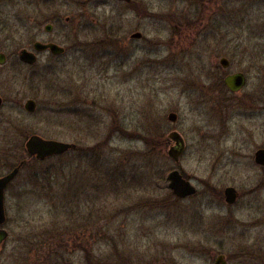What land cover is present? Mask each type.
<instances>
[{
    "label": "rangeland",
    "instance_id": "rangeland-1",
    "mask_svg": "<svg viewBox=\"0 0 264 264\" xmlns=\"http://www.w3.org/2000/svg\"><path fill=\"white\" fill-rule=\"evenodd\" d=\"M36 41L65 52L23 65ZM0 53V174L23 162L0 264H264V0H0ZM33 135L76 148L39 160Z\"/></svg>",
    "mask_w": 264,
    "mask_h": 264
},
{
    "label": "water",
    "instance_id": "water-1",
    "mask_svg": "<svg viewBox=\"0 0 264 264\" xmlns=\"http://www.w3.org/2000/svg\"><path fill=\"white\" fill-rule=\"evenodd\" d=\"M128 1V0H124ZM51 26L46 27V31H50ZM34 49L36 51H44L48 50L53 55H59L64 52V49L62 47H59L55 44H46L42 45L39 43H35ZM19 59L20 61L26 63V64H33L35 62V57L32 53L27 52L26 50H22L19 53ZM4 62V56L0 54V64H3ZM224 83L226 86L232 91L236 92L238 91L244 84H245V77L242 74H233L230 76H227L224 80ZM2 101L0 98V105ZM35 108V104L33 101L28 100L25 103V109L28 112H33ZM168 120L171 122H175L176 115L174 113H171L168 116ZM169 138L174 141L175 147L171 148L169 151L170 156L176 157L182 152L183 149V142L181 140V137L178 133L172 132L169 135ZM25 148L27 151V154L29 156L35 157L36 159L43 160L48 157L52 156H58L61 154L66 153L69 150H73L76 148L75 144L71 143H64L54 140H45L39 136L33 135L31 136L26 144ZM259 156L263 157L262 152H258ZM259 161V160H258ZM21 167V164L14 168L10 173L7 175L0 177V225L5 220L4 215V208H3V192L8 183L16 176L19 169ZM166 182L168 183V188L177 196L180 198H184L186 196L193 195L195 193V188L191 185L189 180H186L179 172L178 170H173L169 173V175L166 177ZM235 190L233 188H226L224 195L227 203H233L236 198ZM8 238V233L0 228V248L1 245L6 241ZM214 264H226L225 258L223 255L218 256Z\"/></svg>",
    "mask_w": 264,
    "mask_h": 264
},
{
    "label": "flooded vegetation",
    "instance_id": "flooded-vegetation-1",
    "mask_svg": "<svg viewBox=\"0 0 264 264\" xmlns=\"http://www.w3.org/2000/svg\"><path fill=\"white\" fill-rule=\"evenodd\" d=\"M35 43H39V44H42V45H46V44H50V43H52V44H55V43H53V42H51V41H46V42H44V41H36V42H34V44L31 46V48H22L20 51H22V50H26L27 52H29V53H32L33 55H34V57H35V62L33 63V64H31V65H29V64H26V63H24V62H22V61H20V59H19V53L20 52H18V55H17V57H18V60L23 64V65H27V66H35L38 62H39V60L41 59V56L43 55V54H48V55H52V53H50L48 50H44V51H36L35 49H34V45H35ZM56 45V44H55ZM59 46V45H58ZM60 47V46H59ZM64 49V48H63ZM65 52V51H64ZM1 55H3L4 56V62H3V64L5 63V60H6V58H5V55L3 54V53H0ZM62 54V53H61ZM64 54V53H63ZM3 64H1V65H3ZM219 64H220V68H219V71H220V76L221 77H223V80H221V84L224 86V88L225 89H227L229 92L231 91L227 86H226V84L224 83V80H225V78L227 77V76H230V75H233V74H242L244 77H245V75H246V73L247 72H245V71H239V72H234V73H231L230 71H229V69H230V63H229V61L226 59V58H224V57H221L220 59H219ZM256 72H258V74H260L261 73V69H258L257 71H255V74H256ZM245 79H246V77H245ZM232 92V91H231ZM1 98V97H0ZM1 101H2V99H1ZM2 104V103H1ZM249 108L250 109H253V108H255V106L254 105H250L249 106ZM257 152V151H256ZM255 152V158H254V161H255V163H256V165L258 166V167H261V168H264V150H260L259 152H262L263 153V157L262 156H259V154H257ZM259 160V161H258ZM21 164V167H20V169H19V171L21 170V168H22V166H23V162L21 161L17 166H19ZM14 169V168H13ZM12 169V170H13ZM11 170V171H12ZM10 171V172H11ZM19 171H18V173H19ZM10 172H8V173H10ZM8 173H6V174H0V177H3V176H5V175H7ZM17 173V174H18ZM17 174H16V176L8 183V185L6 186V188L4 189V192H3V208H4V215H5V220H4V222L0 225V228H2V229H4L7 233H8V231L5 229V224H6V220H7V209H6V205H5V192H6V190L8 189V187L11 185V183L15 180V178L17 177ZM262 185H264V180L262 179V180H260V182H259V186H262ZM236 192V191H235ZM236 194V198L238 197L237 196V192L235 193ZM235 198V199H236ZM8 239V238H7ZM6 239V240H7ZM6 241H4V243H5ZM3 243V244H4ZM3 244L1 245V248H2V246H3ZM1 248H0V250H1Z\"/></svg>",
    "mask_w": 264,
    "mask_h": 264
},
{
    "label": "trees",
    "instance_id": "trees-1",
    "mask_svg": "<svg viewBox=\"0 0 264 264\" xmlns=\"http://www.w3.org/2000/svg\"><path fill=\"white\" fill-rule=\"evenodd\" d=\"M86 261H87L88 264H105L104 262H102V261H100V260H94V259L92 258V256H88V257L86 258Z\"/></svg>",
    "mask_w": 264,
    "mask_h": 264
}]
</instances>
